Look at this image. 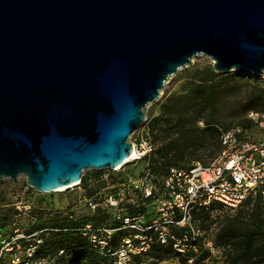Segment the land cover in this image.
I'll use <instances>...</instances> for the list:
<instances>
[{
	"label": "water",
	"instance_id": "95a60500",
	"mask_svg": "<svg viewBox=\"0 0 264 264\" xmlns=\"http://www.w3.org/2000/svg\"><path fill=\"white\" fill-rule=\"evenodd\" d=\"M264 70V0H0V180L38 192L113 170L196 56Z\"/></svg>",
	"mask_w": 264,
	"mask_h": 264
},
{
	"label": "built area",
	"instance_id": "2783aa9c",
	"mask_svg": "<svg viewBox=\"0 0 264 264\" xmlns=\"http://www.w3.org/2000/svg\"><path fill=\"white\" fill-rule=\"evenodd\" d=\"M258 77L264 79V70ZM245 117L253 130L239 124L220 129L219 151L208 163L171 166L161 178L144 165L137 175H128L111 189L86 197L88 220L75 230L112 264H134L154 243L169 244L182 255L198 253L204 247L211 251V244L200 241L202 235L192 222L194 211L212 202L231 209L249 198L264 202V110H249ZM153 148L141 134L132 142L136 156L125 163L143 158ZM27 213L28 224L0 226V264H56L63 250L41 252L42 234L50 228L28 231L37 214ZM97 214L109 215L94 223L91 219Z\"/></svg>",
	"mask_w": 264,
	"mask_h": 264
},
{
	"label": "trees",
	"instance_id": "16d2710c",
	"mask_svg": "<svg viewBox=\"0 0 264 264\" xmlns=\"http://www.w3.org/2000/svg\"><path fill=\"white\" fill-rule=\"evenodd\" d=\"M227 75L215 72L211 64L193 69L192 76L185 83V90L172 101L168 100L171 106L163 117L162 123H155L150 126L151 139L155 144L152 143L154 145L152 151L141 158L142 167L146 165L157 177L161 178L171 166L187 168L193 163L199 162L201 155L206 154L210 148H213L215 155L217 154L220 148L219 132L220 129L225 128H218L214 123L217 113L226 104L231 103L226 98ZM229 89H233L232 95L234 97L240 93L235 90L234 86ZM246 95L250 96L249 92ZM174 106L177 110L171 112V108ZM249 110L263 111L264 109L250 108L247 111ZM198 118L203 119V127L196 124ZM238 124L243 127L250 126L246 117L243 123ZM209 161L201 164H206ZM128 175L135 176L137 174H127L119 182L124 181ZM79 184L85 188L86 178L82 177ZM90 196L93 195L89 194L88 197ZM259 203L264 207V202L256 197L255 204L247 212L248 222L242 224L228 223L219 228L217 239L227 245L228 250L233 253V256L230 257V264H254L264 261V216L260 212ZM108 215L100 216L97 214L91 221L97 223L98 220L102 221L103 217L105 220ZM37 219L38 214L36 223L31 225L28 231L50 228L42 234L41 252L56 253L63 250L56 264H72V262L77 264H112L109 257H103L92 250L88 246L86 237L75 230L88 220L86 217L82 219L75 217L65 223L55 222L49 225L40 224ZM7 223L6 216L0 214V226ZM118 235L119 233L115 236ZM169 254L174 257L178 264H204L210 256V252L206 248H201L198 253L189 252L182 255L173 251L169 244L154 243L149 252L142 257H136L134 263L147 256L163 259ZM189 258L192 259L190 263L188 262Z\"/></svg>",
	"mask_w": 264,
	"mask_h": 264
},
{
	"label": "rangeland",
	"instance_id": "374dc122",
	"mask_svg": "<svg viewBox=\"0 0 264 264\" xmlns=\"http://www.w3.org/2000/svg\"><path fill=\"white\" fill-rule=\"evenodd\" d=\"M205 64H211L210 58L204 55L196 56L192 59V63L179 69L167 80L160 91L158 99L148 104L144 109L146 119L130 135V142H136V139L142 134L143 137H147L148 141L154 143L149 131L150 126L155 123H162L163 117L171 106L168 100L172 101L185 90V83L192 76L194 68H201ZM227 74L228 81L225 83V88H228L226 98L231 103L226 104L217 113L214 125L218 128L243 123L245 114L250 108L264 109V79L255 77L250 73L236 71H230ZM232 86L235 87L236 91L238 90L237 92H240L235 97L232 95L233 89H229ZM248 92L250 96L246 95ZM176 110L175 106L171 108V112ZM196 124L203 127V119L198 118ZM249 128L253 130V126L250 125ZM214 155L213 148H210L206 151V154L201 155L199 162L205 163ZM142 164V160L138 159L124 164L116 171L109 169L84 170L82 177L86 178L85 188L81 184H77L51 192L34 190L25 183L22 176L15 181L10 179L0 180V214L6 216V220L10 225L28 224L30 213L27 212L29 210L36 212L38 222L44 225L55 222L65 223L72 220L70 215L82 219L87 215L84 200L89 194L103 193L111 189L112 185L119 182L127 174H137ZM95 197L97 198L98 195ZM254 204L255 199L249 198L241 206L231 209L215 202L192 213V222L202 235L200 241L212 245V250L209 251L210 256L204 264H230V257L233 256V253L228 250L227 245L217 239V233L219 228L228 223L242 224L248 222L247 212ZM258 205L262 216H264V207L260 203ZM72 264L77 263L72 262ZM134 264H178V262L169 254L163 259L147 256L137 260ZM254 264H264V261Z\"/></svg>",
	"mask_w": 264,
	"mask_h": 264
},
{
	"label": "bare ground",
	"instance_id": "6f19581e",
	"mask_svg": "<svg viewBox=\"0 0 264 264\" xmlns=\"http://www.w3.org/2000/svg\"><path fill=\"white\" fill-rule=\"evenodd\" d=\"M136 151H134V150H132V153L130 154V156H129V158L128 159H130V158H134L135 156H136ZM119 166H122V164H120V165H118V166H116L114 169H117ZM72 186V185H71ZM70 186V187H71ZM63 188H61V189H58V190H62Z\"/></svg>",
	"mask_w": 264,
	"mask_h": 264
}]
</instances>
